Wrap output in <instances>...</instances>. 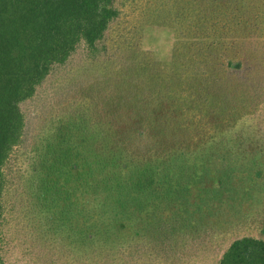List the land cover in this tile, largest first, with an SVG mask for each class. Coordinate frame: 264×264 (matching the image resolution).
<instances>
[{"label":"trees","instance_id":"16d2710c","mask_svg":"<svg viewBox=\"0 0 264 264\" xmlns=\"http://www.w3.org/2000/svg\"><path fill=\"white\" fill-rule=\"evenodd\" d=\"M153 27L173 35L168 62L142 49ZM262 35L264 0H0V264L17 202L35 240L81 259L248 226L264 146L244 151L239 87L258 61L236 56ZM79 50L112 53L99 88L28 126L21 105ZM218 264H264V240L234 239Z\"/></svg>","mask_w":264,"mask_h":264},{"label":"rangeland","instance_id":"374dc122","mask_svg":"<svg viewBox=\"0 0 264 264\" xmlns=\"http://www.w3.org/2000/svg\"><path fill=\"white\" fill-rule=\"evenodd\" d=\"M172 43L173 35L169 30L158 27L144 30L142 49L152 52L158 62L164 63L170 60ZM250 43L246 46L247 49L237 53L236 58L248 57L249 61L253 57L258 61L255 72L250 77L249 91L246 90V87L243 89L240 86L239 88L244 90L245 96L239 94L238 99L243 110L246 111L247 106L254 110L248 123H244L240 128L241 138L247 144L244 151L251 159L254 157L257 147L264 146V35L258 39H252ZM105 46L110 48L111 41L106 40ZM96 58L95 62L114 59L112 53L107 54L103 50ZM94 63L85 51L79 50L66 65L55 68L37 89L36 96L21 105L28 126L50 116L53 109H64L67 103L73 102L83 91L86 94V89L94 86L99 88L101 80H96L99 73L94 69ZM263 160L264 156L258 159L260 163ZM260 198H262L261 207L254 210V217L250 219L248 226L245 224L243 227L229 229L219 226L220 231L217 230L218 234L216 233L211 240H207L203 236H198L196 239L187 237L186 245L180 244L166 255L158 251L159 245L154 244V248H151L150 245L142 242L134 244L130 249L98 251L84 259L75 257V254H72L70 250L66 253L57 244L49 245L47 241V243H39L35 240L28 230L24 206L17 202L14 204L5 226L7 235L4 238L2 252L4 264H218L223 250L234 239L251 235L264 240V236L261 235V231L264 229V195L262 193Z\"/></svg>","mask_w":264,"mask_h":264}]
</instances>
